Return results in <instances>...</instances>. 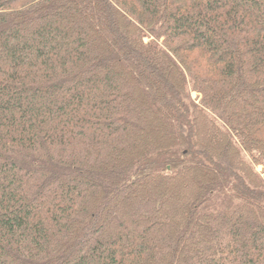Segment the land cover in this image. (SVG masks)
Segmentation results:
<instances>
[{
  "label": "trees",
  "instance_id": "1",
  "mask_svg": "<svg viewBox=\"0 0 264 264\" xmlns=\"http://www.w3.org/2000/svg\"><path fill=\"white\" fill-rule=\"evenodd\" d=\"M0 264H264V0H0Z\"/></svg>",
  "mask_w": 264,
  "mask_h": 264
},
{
  "label": "rangeland",
  "instance_id": "2",
  "mask_svg": "<svg viewBox=\"0 0 264 264\" xmlns=\"http://www.w3.org/2000/svg\"><path fill=\"white\" fill-rule=\"evenodd\" d=\"M193 98H194V99L196 98V94H193ZM262 170H263L262 167H258V168H257V172H258V173H261Z\"/></svg>",
  "mask_w": 264,
  "mask_h": 264
}]
</instances>
